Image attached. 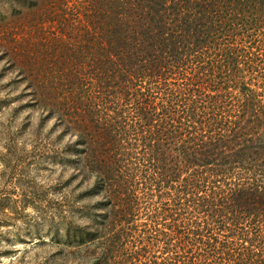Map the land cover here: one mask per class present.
Returning a JSON list of instances; mask_svg holds the SVG:
<instances>
[{"label": "trees", "instance_id": "1", "mask_svg": "<svg viewBox=\"0 0 264 264\" xmlns=\"http://www.w3.org/2000/svg\"><path fill=\"white\" fill-rule=\"evenodd\" d=\"M107 2L31 62L92 180L50 264H264V0Z\"/></svg>", "mask_w": 264, "mask_h": 264}, {"label": "rangeland", "instance_id": "2", "mask_svg": "<svg viewBox=\"0 0 264 264\" xmlns=\"http://www.w3.org/2000/svg\"><path fill=\"white\" fill-rule=\"evenodd\" d=\"M103 10L99 0H0V264L53 262L62 250L54 229L92 184L65 162L70 138L57 140L61 130L37 103L31 62L54 54L55 38L78 43L85 16Z\"/></svg>", "mask_w": 264, "mask_h": 264}]
</instances>
